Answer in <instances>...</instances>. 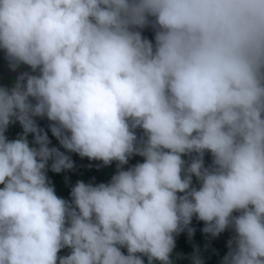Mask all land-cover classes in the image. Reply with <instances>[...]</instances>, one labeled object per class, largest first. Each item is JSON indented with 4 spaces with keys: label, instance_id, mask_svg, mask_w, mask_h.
Listing matches in <instances>:
<instances>
[{
    "label": "clouds",
    "instance_id": "clouds-1",
    "mask_svg": "<svg viewBox=\"0 0 264 264\" xmlns=\"http://www.w3.org/2000/svg\"><path fill=\"white\" fill-rule=\"evenodd\" d=\"M0 49L31 69L0 85V264H174L194 216L264 264V0H0ZM37 117L111 180L58 196L75 162Z\"/></svg>",
    "mask_w": 264,
    "mask_h": 264
},
{
    "label": "trees",
    "instance_id": "trees-1",
    "mask_svg": "<svg viewBox=\"0 0 264 264\" xmlns=\"http://www.w3.org/2000/svg\"><path fill=\"white\" fill-rule=\"evenodd\" d=\"M143 35L148 39L154 40V30L151 26L146 27L143 30ZM23 71H31L30 66L21 64L16 70H12L9 67V61L6 58L5 51L0 49V85H11L15 77ZM38 125L47 131L49 139L51 141L50 147L55 146L61 151L70 155L75 166L73 169L64 170L60 173L51 171L49 168L48 176L51 182L55 185L56 193L58 196L70 200L71 187L78 180H85L86 182H92L95 184L107 183L111 180V176L117 171V163L113 161L109 165H104L102 161L90 160L88 157H81L78 153L68 152L60 145L59 140L52 134L49 124L51 123L46 117H37ZM23 129L19 122L11 124L7 130L6 135L10 139H15ZM137 135L142 136L143 130L137 129ZM28 139L32 141L33 134H29ZM185 160H190L189 155H184ZM142 156L134 154L129 158L128 164L124 165L127 169L134 166L138 162H143ZM205 165H211L212 156L210 152L205 153ZM51 164V161H49ZM193 184L199 186L195 176H193ZM2 187V185H0ZM205 222L198 220L195 216L192 219L191 226L195 229L194 234L189 237L187 231H184L176 236V249L173 253L174 264H191V257L194 251L198 248L199 254L204 260V264H221L222 258L228 252L227 242L234 235L231 229H226L217 237H212L211 234H206L202 231ZM122 251L127 253V249L123 248ZM70 249H61L58 255L69 254ZM179 254V255H178Z\"/></svg>",
    "mask_w": 264,
    "mask_h": 264
}]
</instances>
